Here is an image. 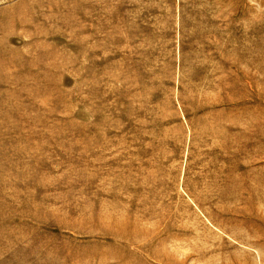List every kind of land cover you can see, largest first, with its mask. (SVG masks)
Returning <instances> with one entry per match:
<instances>
[{"label":"rangeland","instance_id":"1","mask_svg":"<svg viewBox=\"0 0 264 264\" xmlns=\"http://www.w3.org/2000/svg\"><path fill=\"white\" fill-rule=\"evenodd\" d=\"M0 264H264V0H0Z\"/></svg>","mask_w":264,"mask_h":264}]
</instances>
